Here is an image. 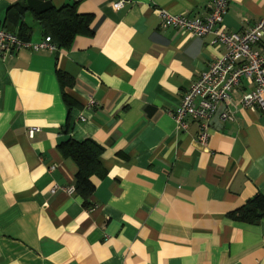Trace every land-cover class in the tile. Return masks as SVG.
I'll use <instances>...</instances> for the list:
<instances>
[{"label": "crops", "instance_id": "crops-1", "mask_svg": "<svg viewBox=\"0 0 264 264\" xmlns=\"http://www.w3.org/2000/svg\"><path fill=\"white\" fill-rule=\"evenodd\" d=\"M115 1L79 2L93 33L68 50L0 53V264H264V218L229 216L264 196V112L234 93L205 145L197 122L182 129L174 120L226 48L213 35L163 28L160 11L205 17L212 0H136L119 10ZM76 2L0 0V22L26 5L29 42L40 43L50 36L34 12ZM262 18L264 0H229L224 28L244 32ZM58 72L73 84L63 87ZM87 139L103 147L106 170L92 178L90 208L67 191L78 166L60 150Z\"/></svg>", "mask_w": 264, "mask_h": 264}, {"label": "built area", "instance_id": "built-area-1", "mask_svg": "<svg viewBox=\"0 0 264 264\" xmlns=\"http://www.w3.org/2000/svg\"><path fill=\"white\" fill-rule=\"evenodd\" d=\"M136 0H116L113 8L123 9ZM229 0H212L205 17L173 15L160 11L161 26L174 28L197 37L213 35L215 43L225 46V54L213 61L208 71L201 73L183 97L174 113V120L187 129V120L197 122L200 129L198 141L207 144L210 138L211 120L223 104H228L234 93L242 91L241 104L249 109L264 112V18L244 32L236 33L224 28ZM21 49L33 51L58 50L51 37L40 43L22 40L16 33L6 30L0 22V53L4 56ZM228 112L223 120L230 119ZM38 129H32L33 136ZM55 189H60L56 186ZM75 193L74 187L67 190Z\"/></svg>", "mask_w": 264, "mask_h": 264}, {"label": "trees", "instance_id": "trees-1", "mask_svg": "<svg viewBox=\"0 0 264 264\" xmlns=\"http://www.w3.org/2000/svg\"><path fill=\"white\" fill-rule=\"evenodd\" d=\"M80 1L82 0H77L75 4L66 5L59 10L50 6L42 11L34 12V18L41 25L43 34L50 36L59 49L68 50L78 36L93 33L91 25L94 16L78 12ZM29 11L30 9L21 3L13 5L8 11L7 24L4 25L6 30L15 32L24 41H29L32 34V28L25 22ZM16 27L18 30L14 29ZM58 77L63 87L73 84V79L65 73L58 72ZM64 98L68 104H72L66 94ZM60 150L64 156L71 158L77 164L76 191L83 198L84 206L90 208V198L95 190L92 178L102 179L106 176V170L100 161L103 147L93 139L82 142L69 140L60 145ZM229 216L247 223L263 219L264 196L257 195Z\"/></svg>", "mask_w": 264, "mask_h": 264}]
</instances>
